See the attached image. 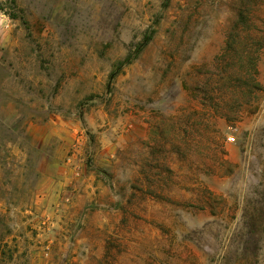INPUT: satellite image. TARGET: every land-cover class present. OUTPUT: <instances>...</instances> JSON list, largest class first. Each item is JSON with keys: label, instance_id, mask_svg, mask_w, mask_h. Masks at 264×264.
<instances>
[{"label": "rangeland", "instance_id": "obj_1", "mask_svg": "<svg viewBox=\"0 0 264 264\" xmlns=\"http://www.w3.org/2000/svg\"><path fill=\"white\" fill-rule=\"evenodd\" d=\"M0 264H264V0H0Z\"/></svg>", "mask_w": 264, "mask_h": 264}, {"label": "trees", "instance_id": "obj_2", "mask_svg": "<svg viewBox=\"0 0 264 264\" xmlns=\"http://www.w3.org/2000/svg\"><path fill=\"white\" fill-rule=\"evenodd\" d=\"M243 20V18L241 19ZM245 23V21H242ZM258 45H260V42L258 43ZM234 51V52H233ZM232 52L234 53V57L237 58V55L239 56V52L236 50V49H233ZM250 79L247 81L248 83H243L245 88H247L248 90L251 91V94L253 92H255L256 90L259 89V82H258V74H259V71H258V63H259V58H258V55L256 54H251L250 56ZM227 66V67H225ZM236 65L234 63V60L232 62H227L225 65H224V68H221L222 69V73H231L234 77H236V80L240 79L241 78V74H240V69L239 71H237L236 69ZM235 69V70H234ZM237 85L232 87L233 90L237 89V88H241L242 87V82H239L237 81ZM234 90V91H235ZM237 92L239 95H244V93H242L241 91H235ZM237 102H240V101H237ZM211 103V102H210Z\"/></svg>", "mask_w": 264, "mask_h": 264}]
</instances>
